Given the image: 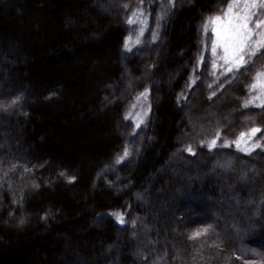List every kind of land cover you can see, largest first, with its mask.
<instances>
[{
	"label": "trees",
	"instance_id": "1",
	"mask_svg": "<svg viewBox=\"0 0 264 264\" xmlns=\"http://www.w3.org/2000/svg\"><path fill=\"white\" fill-rule=\"evenodd\" d=\"M227 3L0 0V264H264V55L212 73Z\"/></svg>",
	"mask_w": 264,
	"mask_h": 264
},
{
	"label": "snow or ice",
	"instance_id": "2",
	"mask_svg": "<svg viewBox=\"0 0 264 264\" xmlns=\"http://www.w3.org/2000/svg\"><path fill=\"white\" fill-rule=\"evenodd\" d=\"M169 2L171 3L172 0ZM261 10H264V0H228L221 14L210 18V23L214 25L212 31L216 36V39L212 41V53L213 56H217V49H222L219 59L223 61L226 72L239 71L242 66L255 67V59L264 55V18L260 15ZM208 23V21L205 22V28ZM125 47H127V39ZM213 67H216L215 60ZM253 79L264 84V70L257 71ZM252 87H256L255 82ZM258 131L260 130L254 128L251 133L254 135ZM236 143L239 147V141ZM214 144L215 140L208 147L211 148ZM187 150L192 151L190 147ZM242 150L250 151L248 148ZM127 155L128 150L125 149L124 156ZM112 215H116L117 219L123 222L120 214ZM100 218L102 219L103 216ZM199 234V232L195 233V235Z\"/></svg>",
	"mask_w": 264,
	"mask_h": 264
},
{
	"label": "rangeland",
	"instance_id": "3",
	"mask_svg": "<svg viewBox=\"0 0 264 264\" xmlns=\"http://www.w3.org/2000/svg\"><path fill=\"white\" fill-rule=\"evenodd\" d=\"M105 8H106L105 6H101V9H105ZM260 15L262 16V18H264V10H261ZM208 22H209L208 23V28L211 30V33H212V41H213V40L216 39L215 33L212 31L214 25L210 23V20ZM141 24L142 25L144 24V18L143 17H142V20H141ZM140 28H141V26H138L137 29H136L138 31V34L139 35H140L141 31H142V28L141 29ZM135 36H136L135 34L133 36L132 35L128 36V38H127V47H125V49L127 51L128 50H131L135 46V44L137 42ZM139 38H138V41H139ZM212 41H211V46L209 48V52H210V55H211V68H212V73L215 76H223V75H227V74L234 73L235 71L234 72H226L225 71V67L223 65V61L219 59V55H222V49L218 48L217 49L218 55L217 56H213V53H212ZM214 60L216 62V67L215 68L213 67V61ZM145 76H148V74L145 75ZM254 82L256 83V87L255 88L252 87V85H253ZM245 104L246 105H255V106H260V105H263L264 104V84H261L259 81H254L253 80L251 86L248 89V95L245 98ZM251 130H248V131L244 132L243 133L244 134L243 136L240 135L235 140V143L234 144H236V145H237L236 142L239 141V147L238 148L240 150H242L244 148H248V149L252 150L253 148H256L258 146L259 143L255 140V134L252 135ZM244 152H248V151H244ZM215 166L216 167H220L223 170L226 169L224 165L223 166L215 165ZM252 173L253 172H251V174Z\"/></svg>",
	"mask_w": 264,
	"mask_h": 264
}]
</instances>
